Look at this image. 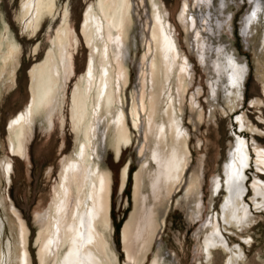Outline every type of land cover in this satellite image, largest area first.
Masks as SVG:
<instances>
[{"label": "rangeland", "instance_id": "1", "mask_svg": "<svg viewBox=\"0 0 264 264\" xmlns=\"http://www.w3.org/2000/svg\"><path fill=\"white\" fill-rule=\"evenodd\" d=\"M97 1L57 0L55 12L33 34L21 15L24 0H0V38L4 39L0 69L3 67L2 55L7 53V43L14 40L18 46L12 81L7 71L0 77V250L6 257L4 264L17 263L16 249L20 244L22 224L28 233L26 250L30 263L40 264L38 237L54 212L52 204L61 186L63 170L69 162L77 161L84 143V133L72 124V97L93 54L81 32L86 10L90 6L97 8ZM156 1L163 20L169 23L165 25L174 39L177 61L184 62V58L188 69L184 80L186 93L178 92L177 64L173 65L171 78L164 79L165 89L159 97L155 121L164 123L168 134L165 109L169 102L167 97L171 96L180 132L187 136L189 163L170 197L161 196L162 190L159 191L160 198L155 197L158 188L154 185L158 182H154L161 168L159 159L154 158V151L159 149L162 154L166 153L171 138L166 135L160 143L154 130L151 133L148 128L151 97L158 92L159 86V77L151 75L155 55L152 0H130L129 20L121 39L118 38L122 41L119 54L126 82L123 78L118 81V66L111 58L115 80L112 112L98 111V114L91 111L89 114L95 132L88 160L110 177L112 230L105 231L107 242L117 257V263H128L122 231L138 209L137 201H141L145 207L144 215L151 208L152 212L148 214L153 213L158 224L143 264H151L156 256L165 264H207L202 246L206 235L204 224L217 215L229 245H239L243 249L244 261L238 264H264V199L255 197L261 202L258 207L252 202L253 183L255 180L264 183V168H258L254 149L257 145L264 150V0ZM184 4L187 10L181 13ZM65 17L69 27L67 79L61 83L51 115L42 109L34 112L28 128L30 134L27 130L25 136L24 156H14L10 124L28 109L30 71L43 62ZM113 35L116 37L117 32L113 31ZM97 60L98 53L95 54L98 66ZM240 66L244 70H240ZM143 92L144 110L141 104ZM135 108L139 112L137 127L133 123ZM119 110L125 116L131 143L127 148L123 147L116 158L115 116ZM241 116L249 129L240 127ZM240 140H245L249 159L247 167L242 170L246 190L241 199L253 219L242 232L232 226H226L228 231L225 232L220 215L222 202L227 197L224 167L231 162V154L237 150ZM6 164L11 165L9 173ZM137 175H140L141 187L138 196L135 195ZM242 239H250L249 244ZM68 250L64 246L58 256ZM53 259L52 256L48 264ZM227 259L226 253L216 250L210 264H225Z\"/></svg>", "mask_w": 264, "mask_h": 264}, {"label": "bare ground", "instance_id": "2", "mask_svg": "<svg viewBox=\"0 0 264 264\" xmlns=\"http://www.w3.org/2000/svg\"><path fill=\"white\" fill-rule=\"evenodd\" d=\"M56 1L57 0H24L21 15H23V21H25L26 26L32 29L33 34L36 33L43 22L55 12L57 5ZM97 6V8L95 6H90L84 14L81 33H83L86 44L92 49L93 54L88 62L86 74L75 88L72 97V124H74L76 130L84 133V143L80 147V154H78L77 161L69 162L65 169L63 167L61 186L52 204L54 212L48 217V224L38 237L40 244V264H48L52 256L54 261H51L52 263L50 262V264H118L117 257L111 251L105 235V231L112 230L109 218L110 177L107 172L101 171L97 166L93 167L88 160L89 148L91 149V146H93L92 137L95 132V124L89 119V114L91 111H95V113H98V111H105L106 114L112 112L113 103L115 102V80L111 58L118 66V81L120 78H123V81L126 82V73L121 64V54H119V46L122 44V41L119 39H121L120 35L123 32L125 24L129 20L130 0H98ZM152 7L154 18L152 41L155 55L151 62V75L154 78L159 77V86L158 92L151 97L150 110L148 113V128L151 133L153 132L152 130H154L153 133L160 143L163 142V138H165L166 135L171 138L166 153L164 151V154H162V151L159 149L154 151V158L155 160L159 159L158 163L160 162L159 167L161 168L160 172L157 173V181L154 182H158L154 185L158 188L156 190L158 193L154 190V192L157 193L155 197L158 198L160 195L159 191L162 190L161 196L164 195L163 197L168 199L172 191L179 184L181 179H183L182 176L189 163L188 157L190 155L187 149V136L183 131L180 132L171 96L167 97L169 102L165 109V115H167L166 118L168 120V134L164 129L165 124L156 122L155 117L160 103L159 97L165 89L164 79L168 81L173 65L177 64L176 66H178L177 88L178 92L181 94L186 89L184 80L188 68L184 58H182L184 62L177 61L178 54L174 46V39L172 40L171 34L166 28V25L169 23L166 22V24L163 20L156 0H152ZM185 7L186 5L184 4L181 13L184 12L186 9ZM185 15L183 14L180 16L183 18ZM113 31L117 32L116 37L113 35ZM68 33L69 27L67 17H65L62 27L56 33L55 39L52 42V48L46 54L43 62L30 71L31 99L29 107L25 113H21L12 123L10 122L11 124L9 127L11 132V149L14 156H24L25 136L34 112L42 109L47 111V114L50 116L56 107L55 104L57 103V97L60 93L61 83L67 79V72H69L67 52ZM13 41L7 43V53L2 55L1 60L3 61V67L0 69V77H2L6 71V73H9V79L14 75L18 46L16 42ZM3 43L4 39L0 38V50ZM96 53H98V66L95 62ZM234 66L239 68L237 64ZM240 67V70H244L243 66ZM233 79H235V77ZM144 84L143 89L145 87ZM184 93H186V91ZM144 95L143 92L141 101L143 110L145 109ZM133 116V123L137 127L139 120L137 108L133 110ZM112 120L114 121V119ZM115 120L116 131L114 149L117 158L123 150V147L127 148L131 143V136L125 116L121 110L117 112ZM243 120L242 116L239 117L238 122L240 127L242 130L244 128L249 129V126H247L248 124L246 125ZM250 129L253 130L251 127ZM253 131H256V129ZM244 141L245 140H240L238 142L237 150L231 154V162L227 163L224 167L227 197H225L222 202L220 215L225 225V232L228 231L226 226H232L233 229L242 232L253 219L252 215L249 214V209L241 199L244 190H246L243 187V177L245 176L242 170L247 167L246 165L249 160L248 149ZM254 149L256 153V164L258 168L262 169L264 168V150L257 145ZM5 166L7 171L10 170L11 165L10 167L8 164ZM163 168L164 170H162ZM125 178L126 169L122 171L123 185ZM139 183L140 175H137L135 188L136 196H138L139 193L141 194V192H138V189L141 188L139 187ZM214 184L215 186L219 185L217 181H215ZM217 187L219 188V186ZM252 189V202L258 207L261 205V202H257L255 197L264 199V183L255 180ZM215 190L218 191V189ZM137 202L139 204L137 207L138 209L132 220L125 225L122 231L121 238L128 261L126 264H143L145 262L144 260L150 251L154 236L156 235V229L158 228L153 213H150V215L148 214L151 208L150 211L146 210L148 213L144 215L143 212H145V207L141 201ZM204 225H206L204 228L206 230V235L202 246L207 264H210L213 252L216 250H221L226 253L228 259L225 264H238L244 261L243 249L239 245H229L223 233L219 215L213 216ZM141 232H143V234ZM1 233L2 225L0 220V238ZM27 234V229L22 224L19 231L20 244L16 249V264H31L30 257L26 250ZM249 240L250 239H242L245 244H249ZM64 246L69 248L68 253L62 256L60 255L61 257H59L58 254L60 253V249ZM5 259V255L3 257L0 250V264H4ZM151 264L165 263L156 256Z\"/></svg>", "mask_w": 264, "mask_h": 264}]
</instances>
